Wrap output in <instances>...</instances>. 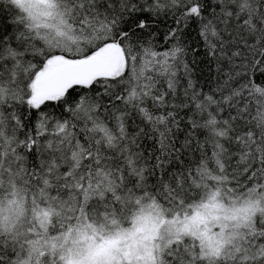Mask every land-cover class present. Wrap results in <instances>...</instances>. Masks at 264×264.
I'll return each instance as SVG.
<instances>
[{
    "label": "snow or ice",
    "instance_id": "6c2138e0",
    "mask_svg": "<svg viewBox=\"0 0 264 264\" xmlns=\"http://www.w3.org/2000/svg\"><path fill=\"white\" fill-rule=\"evenodd\" d=\"M0 264H264V0H0Z\"/></svg>",
    "mask_w": 264,
    "mask_h": 264
}]
</instances>
